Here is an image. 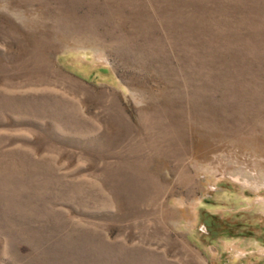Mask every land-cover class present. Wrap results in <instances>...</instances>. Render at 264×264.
Returning a JSON list of instances; mask_svg holds the SVG:
<instances>
[{
	"label": "rangeland",
	"instance_id": "1",
	"mask_svg": "<svg viewBox=\"0 0 264 264\" xmlns=\"http://www.w3.org/2000/svg\"><path fill=\"white\" fill-rule=\"evenodd\" d=\"M0 264H264V0H0Z\"/></svg>",
	"mask_w": 264,
	"mask_h": 264
}]
</instances>
